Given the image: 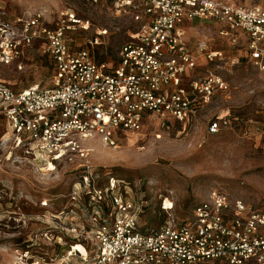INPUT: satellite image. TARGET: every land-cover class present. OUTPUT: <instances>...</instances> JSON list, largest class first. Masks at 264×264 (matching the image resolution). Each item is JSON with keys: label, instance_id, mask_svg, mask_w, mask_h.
Listing matches in <instances>:
<instances>
[{"label": "built area", "instance_id": "1", "mask_svg": "<svg viewBox=\"0 0 264 264\" xmlns=\"http://www.w3.org/2000/svg\"><path fill=\"white\" fill-rule=\"evenodd\" d=\"M90 1L110 2L117 13L145 21L136 38L121 45L115 67L97 62L92 51L106 29L98 30L87 46L70 47L64 34L87 28L72 11H60L54 27L43 22L40 12L13 21L0 16V64L16 63L21 69V58L36 42L52 62L47 87L15 90L0 81V117L14 143L46 157L52 168L58 159L82 162L57 212L70 218L68 225L58 223L76 239L64 257L77 256L86 264H264V209L211 188L188 220H176L171 200L164 197L162 222L140 227V204L121 193L114 176L104 173L103 181L102 174H94L84 147L94 136L114 146L118 134L139 132L149 118L162 125L187 121L216 93L228 90V82L212 70L185 81L199 58L215 62L225 57L205 36L192 47L187 22H210L218 39L243 40L249 60L264 70V6L226 0ZM230 60L233 64L237 58ZM228 123L227 114L217 116L207 131L216 134Z\"/></svg>", "mask_w": 264, "mask_h": 264}, {"label": "rangeland", "instance_id": "2", "mask_svg": "<svg viewBox=\"0 0 264 264\" xmlns=\"http://www.w3.org/2000/svg\"><path fill=\"white\" fill-rule=\"evenodd\" d=\"M226 1L264 6V0ZM60 11L74 12L87 26L64 34L73 50L87 46L98 30H107L92 51L97 62L111 67L119 64L121 45L145 27L144 20L117 13L106 1L0 0V16L10 21L40 12L43 22L54 27ZM204 36L225 57L199 64L194 76H186L185 81L212 70L228 82L226 92L216 93L187 121L162 125L156 118L146 119L139 132L118 134L114 146L97 136L84 141L86 161L94 174H102L103 181L104 173L119 183L124 180L119 185L121 193L140 204V227L160 222L164 197L171 200L176 220H188L211 188L264 209V70L249 60L243 40L233 44L203 28L195 39ZM20 63L21 69L16 63L0 64V81L15 90L50 85L51 61L40 42L25 51ZM225 114L228 125L209 134L208 123ZM48 161L27 147L16 146L7 122L0 117V264H86L77 256L64 257L76 239L59 225L60 221L68 225L70 218L57 213L81 173L82 162L63 158L54 161L52 168ZM74 248L83 251L79 244Z\"/></svg>", "mask_w": 264, "mask_h": 264}, {"label": "crops", "instance_id": "3", "mask_svg": "<svg viewBox=\"0 0 264 264\" xmlns=\"http://www.w3.org/2000/svg\"><path fill=\"white\" fill-rule=\"evenodd\" d=\"M201 26H206L208 28H204V27H201ZM201 28L205 29V30H211L215 35H217V27L214 26L212 23L210 22H198V21H194V22H187L185 25H184V29H185V34H186V38L189 40L190 44L192 47H196V35H199V32L201 33ZM216 37V36H215ZM217 47V46H215ZM200 61V62H199ZM203 62L207 63L206 60L204 58H199L198 59V62H197V65L196 67L200 64L202 65ZM193 71L189 72L187 74V77L188 75L190 76H194L193 75ZM189 79H194L192 77H190Z\"/></svg>", "mask_w": 264, "mask_h": 264}, {"label": "trees", "instance_id": "4", "mask_svg": "<svg viewBox=\"0 0 264 264\" xmlns=\"http://www.w3.org/2000/svg\"><path fill=\"white\" fill-rule=\"evenodd\" d=\"M51 66H52V62H51ZM123 181H124V180H123ZM123 181L120 182V183H122V185H123V183H124ZM127 199H129V198L127 197ZM161 211H162V210H161ZM163 218H164V217H163ZM163 218L160 220V222H158V224H156V226H158V225L162 222Z\"/></svg>", "mask_w": 264, "mask_h": 264}]
</instances>
